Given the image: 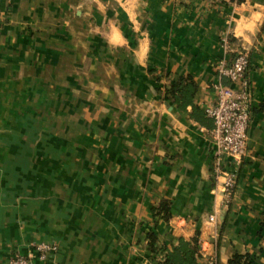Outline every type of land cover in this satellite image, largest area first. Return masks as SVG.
<instances>
[{
  "label": "crops",
  "instance_id": "obj_1",
  "mask_svg": "<svg viewBox=\"0 0 264 264\" xmlns=\"http://www.w3.org/2000/svg\"><path fill=\"white\" fill-rule=\"evenodd\" d=\"M125 4L139 5L138 31ZM233 16L224 0H0V264H148L196 238L217 264H264V25L249 43ZM115 28L126 44L109 42ZM224 36L249 54L252 92L228 207L206 115L219 83L236 88L218 76ZM182 78L192 85L171 96ZM42 242L58 246L44 261Z\"/></svg>",
  "mask_w": 264,
  "mask_h": 264
},
{
  "label": "built area",
  "instance_id": "obj_2",
  "mask_svg": "<svg viewBox=\"0 0 264 264\" xmlns=\"http://www.w3.org/2000/svg\"><path fill=\"white\" fill-rule=\"evenodd\" d=\"M222 1V0H219ZM237 4L240 0H224ZM225 51L232 55L231 60L223 58L218 62V76L228 78L235 86L233 95H228L221 83L217 85L218 95L213 106L206 109V115L213 120L214 127L209 131L216 148L213 163V177L216 188L228 207L233 200L237 176L233 166L239 165L248 154V129L252 117L251 83L247 75L250 58L240 45L231 42L227 36L223 38ZM227 159L229 163H227ZM217 211L209 216V222L215 224ZM218 236V232H214ZM40 260L58 250L56 244L42 242L36 245ZM6 264H36L34 259L24 255H14ZM148 264H165L159 257L153 256ZM195 264H217L215 256H210L205 242L200 240Z\"/></svg>",
  "mask_w": 264,
  "mask_h": 264
},
{
  "label": "clouds",
  "instance_id": "obj_3",
  "mask_svg": "<svg viewBox=\"0 0 264 264\" xmlns=\"http://www.w3.org/2000/svg\"><path fill=\"white\" fill-rule=\"evenodd\" d=\"M124 7L128 11L130 20L133 22L135 29L138 31L139 24L134 9L139 7V5L133 4L129 6L125 4ZM253 9L258 10L254 11ZM233 11L237 16H233L228 23H235L236 27L234 31L237 37H242L245 41L251 43L252 37L256 34L261 25H264V0H256L254 4L252 0H242L240 3L233 4ZM109 42L116 46H122L127 43L118 28L113 30ZM147 51L148 42L145 40L142 51L137 53L138 59L142 61Z\"/></svg>",
  "mask_w": 264,
  "mask_h": 264
},
{
  "label": "trees",
  "instance_id": "obj_4",
  "mask_svg": "<svg viewBox=\"0 0 264 264\" xmlns=\"http://www.w3.org/2000/svg\"><path fill=\"white\" fill-rule=\"evenodd\" d=\"M187 85H192V83H190V79L182 78L172 85V87L169 90V94H171V96L173 97H179L182 94L183 89H185ZM153 212L155 218H157V221L160 219L168 221L171 216L170 202L169 201L161 202V204L157 208H154ZM148 239H149V245L153 252H158L161 250L162 247L159 244L157 236L154 233L152 232L149 233ZM194 242L195 245L192 246L189 251H183V249L185 248L182 247L184 245L183 244L181 245L179 250L177 249V251H175L174 253H170L169 255H167V260H165V264H182L185 261L189 262L190 264H195L194 256L195 254H197L199 248L198 239L196 238ZM228 264H253V262L248 255L236 254L229 261Z\"/></svg>",
  "mask_w": 264,
  "mask_h": 264
}]
</instances>
